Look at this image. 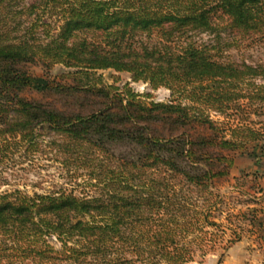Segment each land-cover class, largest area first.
<instances>
[{
	"label": "trees",
	"instance_id": "16d2710c",
	"mask_svg": "<svg viewBox=\"0 0 264 264\" xmlns=\"http://www.w3.org/2000/svg\"><path fill=\"white\" fill-rule=\"evenodd\" d=\"M257 44L264 0H0V150L46 142L84 171L78 192L0 194V264L193 261L224 230L216 182L264 151V61L228 53Z\"/></svg>",
	"mask_w": 264,
	"mask_h": 264
},
{
	"label": "rangeland",
	"instance_id": "374dc122",
	"mask_svg": "<svg viewBox=\"0 0 264 264\" xmlns=\"http://www.w3.org/2000/svg\"><path fill=\"white\" fill-rule=\"evenodd\" d=\"M230 57L236 62L258 63L264 61V44H257L240 49H231ZM33 72L39 73L41 68L32 65ZM62 70L56 66L53 74ZM107 83H114L122 87L128 84L137 94H149V98L142 99L150 102H168L170 93L161 87L151 89L148 83L133 82L128 73L113 70L99 71ZM28 98H41L34 91L25 93ZM214 121H225L215 113H211ZM256 121L259 118L254 117ZM45 141L50 138L45 136ZM0 150V194L20 190L26 194L46 193L57 190L60 186L74 187L81 191L83 185L82 169L75 171L74 167L62 168L61 158L56 148L41 143L38 151L23 153V149L14 140L3 142ZM50 146V147H49ZM68 171H70L68 173ZM75 171V172H74ZM78 183V184H76ZM216 188L222 194L220 202L213 212L215 220L221 223L224 230H211L212 241L204 244L203 248L195 246L194 258L189 264H200L210 255L225 254L231 245L228 240L233 239V232L239 234L240 239L254 235L263 237L264 232V151H253V154L244 153L237 155L235 165L230 174L216 182ZM259 223L262 224L259 227ZM225 232V234L222 233ZM234 243V242H233ZM232 243V244H233ZM203 250V251H202Z\"/></svg>",
	"mask_w": 264,
	"mask_h": 264
},
{
	"label": "crops",
	"instance_id": "0c3cea01",
	"mask_svg": "<svg viewBox=\"0 0 264 264\" xmlns=\"http://www.w3.org/2000/svg\"><path fill=\"white\" fill-rule=\"evenodd\" d=\"M253 236L242 237L221 257L210 255L200 264H264V234L256 239Z\"/></svg>",
	"mask_w": 264,
	"mask_h": 264
}]
</instances>
